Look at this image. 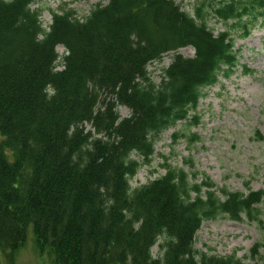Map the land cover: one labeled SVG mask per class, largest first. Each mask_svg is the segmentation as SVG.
<instances>
[{"label": "trees", "instance_id": "1", "mask_svg": "<svg viewBox=\"0 0 264 264\" xmlns=\"http://www.w3.org/2000/svg\"><path fill=\"white\" fill-rule=\"evenodd\" d=\"M36 2L0 0V251L12 259L32 226L53 264H243L194 248L201 224L220 215L256 222L263 238L251 251L264 248V190L216 189L169 164L130 186L139 167L131 156L150 157L155 138L178 123L197 126L203 91L220 77L253 72L232 33L246 39L264 22V0L201 2L193 16L172 0H106L83 17L54 12L47 29ZM209 17L224 30L214 33ZM185 47L194 55L176 53L155 84L147 66Z\"/></svg>", "mask_w": 264, "mask_h": 264}, {"label": "rangeland", "instance_id": "2", "mask_svg": "<svg viewBox=\"0 0 264 264\" xmlns=\"http://www.w3.org/2000/svg\"><path fill=\"white\" fill-rule=\"evenodd\" d=\"M172 1L193 16L197 4L215 0ZM105 3L106 0H38L31 8L39 11L41 24L47 29L54 12L72 9L78 17H83L96 5ZM207 25L214 33L223 31L225 27L213 17H209ZM238 35L239 31H233L235 49L240 51V64H245L253 72L247 74L237 68L229 78L220 77L216 85L203 91L205 95L196 109L199 117L197 126L178 123L155 138L150 157L131 156L139 164L130 180L132 189L163 176L164 165L169 164L196 172L198 181L204 176L210 178L216 189L224 188L227 192L243 195L264 190V141L254 136L255 131L264 136V22H258L246 39H240ZM57 52L59 56L65 54L62 46L57 47ZM176 53L192 57L194 50L185 47L166 53L160 61L151 62L147 70L155 84L160 82L163 69L168 67ZM118 113L125 118L130 111L120 106ZM85 127L90 129L88 124ZM176 131L185 134V138L173 142L172 135ZM192 134H197L199 139L189 143L187 137ZM187 160L192 164H186ZM257 207L264 219V202ZM262 236L257 223L245 215H241L238 221L220 215L201 224L194 248L220 257L234 254L243 264H264V248H258L256 254L251 251L256 243L261 242ZM26 237L23 247L13 254L12 259L0 251V264H53V255L48 250L40 253L37 249L32 226L27 228ZM160 242L151 249L153 257L160 255Z\"/></svg>", "mask_w": 264, "mask_h": 264}]
</instances>
